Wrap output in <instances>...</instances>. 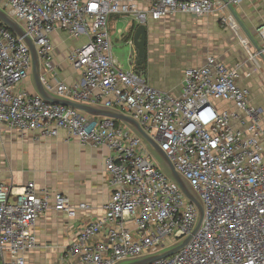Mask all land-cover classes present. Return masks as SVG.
<instances>
[{"label":"built area","instance_id":"2783aa9c","mask_svg":"<svg viewBox=\"0 0 264 264\" xmlns=\"http://www.w3.org/2000/svg\"><path fill=\"white\" fill-rule=\"evenodd\" d=\"M243 1L0 0V9L32 41L45 90L133 118L202 204L192 235L197 208L129 126L28 93L22 85L31 74L30 50L0 23V146L9 134H32L37 141L64 132L67 140L108 151L104 171L111 194L104 214L84 224L54 264H120L189 236L184 248L150 264H264V127L248 89L238 84L239 66L209 55L201 66L182 71L181 94L172 97L137 73L133 52L130 68H121L109 33L112 16L148 26L177 14L217 15L232 26L228 6ZM53 33L85 40L66 56L79 73L72 83L59 78ZM256 35L264 54V23ZM127 44L132 51V38ZM50 210L74 219L89 206L33 182L16 186L0 178V264H26L25 255L37 247L34 226Z\"/></svg>","mask_w":264,"mask_h":264},{"label":"crops","instance_id":"0c3cea01","mask_svg":"<svg viewBox=\"0 0 264 264\" xmlns=\"http://www.w3.org/2000/svg\"><path fill=\"white\" fill-rule=\"evenodd\" d=\"M232 9L260 48L261 42L256 35V29L264 23V1L244 0L240 5L232 6ZM228 12L232 26L222 25L217 15L194 18L186 14H177L165 21L150 22L146 29L174 20L180 23V18L197 21L193 29H197L199 35L208 34L210 50L205 51L200 60L184 63L179 61L178 48L181 47V42L177 37L165 38L161 44L156 45L150 44L147 34L142 78L149 86L172 97H179L182 71L187 67L201 66L207 56L217 57L228 67L238 65V84L248 89L250 105L260 110L261 125L264 127L262 54L256 50L229 10ZM117 17L114 25V31L116 29L117 33L122 34L124 31L129 33L132 27L137 28L134 17ZM59 37V33H53L52 42H57ZM53 45V60L59 70V78L66 83L74 82L79 78V73L68 64L66 60L68 51L63 54L58 51L55 44ZM183 51L185 54L189 53L188 49ZM22 87L30 94L36 93L31 78L26 80ZM225 106L232 109L229 104ZM6 136L0 152L4 155L3 161L0 160L1 179L16 186L33 182L37 188L46 187L67 195L75 205L85 203L89 206L87 212L74 219L50 210L36 222L33 231L37 247L25 255L26 264H54L60 260L63 249L75 240L79 229L104 214V206L111 194L104 171L108 151L104 147L95 149L67 140L64 132H60L55 139L37 141L33 139L32 134L26 135L23 139H17L16 135L11 134ZM70 145L74 149H71ZM6 164L9 166L8 169ZM45 171L46 176L43 174Z\"/></svg>","mask_w":264,"mask_h":264},{"label":"water","instance_id":"95a60500","mask_svg":"<svg viewBox=\"0 0 264 264\" xmlns=\"http://www.w3.org/2000/svg\"><path fill=\"white\" fill-rule=\"evenodd\" d=\"M228 10L230 11L236 23L241 27V29L244 31L246 36L252 42L256 50L260 52V48L258 47L256 42L252 38V35L249 34V32L247 31V29L245 28V26L243 25V23L241 22V20L239 19V17L237 16V14L235 13V11L232 9L231 6H228ZM0 23L3 26H5L8 30H10L13 34H15L17 37L22 38L30 50V54H31V74L30 75H31L32 86L36 92L35 94H37L40 98H42L43 100L51 104L71 107L78 111L84 112L88 115L106 117V118L114 119V120L124 123L125 125L129 126L143 140V142L147 145L152 155L156 154L160 158V160L164 164V166L159 165L161 169L166 173V175L170 179H172L179 186L183 194L195 205V207L198 210V222H197V225L194 231L192 232V235L195 234V232L198 230L201 224L202 217H203L202 204L197 199V197L194 195L192 189L189 187L186 181H184V179H182V177L179 176V174L174 170L168 158L163 153V151H161V149L155 143V141L147 135V133L141 128V126L133 118L127 115H124L119 112L111 111V110L102 109V108H94L86 104H81V103L69 101L66 99H62L46 91L40 80L39 61H38L36 51H35L32 41L24 35V32L21 29V27L1 9H0ZM146 36H147V29H146V26L143 24L138 25L132 35L133 50L131 52H133L134 54V66L136 67L137 73L140 75H142L141 71L144 67L145 58H146V52H145ZM262 59L264 61L263 54H262ZM190 239H191V236L185 238L180 243L172 247H169L167 249H164L158 253L148 255L146 257L139 258V259L132 260V261H125L120 264H150L154 261L168 258L172 256L173 254L177 253L182 248H184Z\"/></svg>","mask_w":264,"mask_h":264},{"label":"rangeland","instance_id":"374dc122","mask_svg":"<svg viewBox=\"0 0 264 264\" xmlns=\"http://www.w3.org/2000/svg\"><path fill=\"white\" fill-rule=\"evenodd\" d=\"M118 17H112L109 21V33L112 44V53L119 65L122 69L127 70L130 68L129 66V55L131 53V48L127 44L126 38H128L129 34L127 32H122V34L117 33L116 29L114 31V25ZM179 22L176 20L169 21L167 24L160 25H152L151 28L147 27L148 41L150 44L159 45L165 38L168 37H177L179 39L180 48H178L179 61L186 63H192L194 61H198L202 58L205 51L210 50L209 45V36L208 34H197V29H193L196 25L197 21L187 18H180ZM218 25L221 27L220 23ZM150 27V26H149ZM85 42L84 38L80 39H68L66 35L60 33L59 40L57 42H53L59 52L63 54L66 53L70 48L80 46ZM189 50L188 54L183 53V50ZM183 51V52H182ZM59 73V71H58ZM31 78V75H30ZM154 134V132H153ZM17 139H23L25 137L18 136ZM71 149H74L72 145H70ZM0 146V152H1ZM153 159L156 161L158 165H163V162L156 155H152ZM7 158H9L7 156ZM4 155L0 153V160L3 161ZM10 159V158H9ZM12 164V163H11ZM3 165V164H1ZM14 166L13 164L11 165ZM19 166V164H18ZM44 166V165H43ZM8 169V164H6ZM14 168V167H13ZM44 176H46V171L43 172ZM48 184V183H46Z\"/></svg>","mask_w":264,"mask_h":264},{"label":"trees","instance_id":"16d2710c","mask_svg":"<svg viewBox=\"0 0 264 264\" xmlns=\"http://www.w3.org/2000/svg\"><path fill=\"white\" fill-rule=\"evenodd\" d=\"M112 17H117V16H112ZM111 17V18H112ZM110 18V19H111ZM110 21V20H109ZM135 30V28L134 27H132V29H131V31L128 33L129 34V36H128V38H126V40H129L131 37H132V35H133V31Z\"/></svg>","mask_w":264,"mask_h":264},{"label":"flooded vegetation","instance_id":"af4514ba","mask_svg":"<svg viewBox=\"0 0 264 264\" xmlns=\"http://www.w3.org/2000/svg\"><path fill=\"white\" fill-rule=\"evenodd\" d=\"M146 40H147V36H146Z\"/></svg>","mask_w":264,"mask_h":264}]
</instances>
